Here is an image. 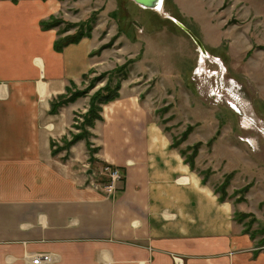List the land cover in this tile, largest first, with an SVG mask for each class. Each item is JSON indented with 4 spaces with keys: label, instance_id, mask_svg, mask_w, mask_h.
I'll return each instance as SVG.
<instances>
[{
    "label": "crops",
    "instance_id": "obj_1",
    "mask_svg": "<svg viewBox=\"0 0 264 264\" xmlns=\"http://www.w3.org/2000/svg\"><path fill=\"white\" fill-rule=\"evenodd\" d=\"M174 1L196 19L186 0ZM225 1L202 5L217 14ZM64 5L0 0V264H32L27 256L37 253L50 254V264H177V256L181 264H264V248L236 222L231 202L202 182L159 123L152 91L132 84L147 46L142 57L133 51L120 96L91 127L94 162L86 140L55 152L90 96L55 111L53 102L68 87L84 88L106 54L86 37L56 49L57 29L42 22ZM105 165L125 173L114 193L100 183Z\"/></svg>",
    "mask_w": 264,
    "mask_h": 264
},
{
    "label": "rangeland",
    "instance_id": "obj_2",
    "mask_svg": "<svg viewBox=\"0 0 264 264\" xmlns=\"http://www.w3.org/2000/svg\"><path fill=\"white\" fill-rule=\"evenodd\" d=\"M64 1L65 10L48 19L58 38L82 32L76 37L93 38L97 50L106 53L103 67L114 65L88 75L84 88L72 92L89 87L81 96L87 97L109 82L122 83L132 65L126 64L121 75L109 72L127 63L133 51L144 56L141 49L147 46L145 64L135 70L139 77L132 84L149 87L155 115L175 147L193 161L204 184L231 202L236 222L264 248V0H226L222 7L215 5L217 14L205 11L202 0H186L185 11L196 19L181 14L174 0H166L164 12L132 0ZM170 16L198 36L205 55ZM86 112L76 115L72 133H85L81 140L91 142L90 151L93 134L84 125ZM66 143L57 147L68 150ZM89 155L94 162V152Z\"/></svg>",
    "mask_w": 264,
    "mask_h": 264
},
{
    "label": "trees",
    "instance_id": "obj_3",
    "mask_svg": "<svg viewBox=\"0 0 264 264\" xmlns=\"http://www.w3.org/2000/svg\"><path fill=\"white\" fill-rule=\"evenodd\" d=\"M14 1H16V0H14ZM165 2H166V0H165ZM50 18H52V16ZM59 22H62V20H59ZM42 26L46 29H49V28H54L55 24H54V22L46 20V21L42 22ZM80 34H82V32H80L79 34H76L75 36L57 38V40L55 42L56 49L62 50L64 47H66L70 44L80 42L84 37V36L76 37ZM87 37H89V36H87ZM96 53H101V52H100V50L99 51L97 50ZM134 61H135V59L131 58V59L127 60V63H125L124 65H121L119 67L117 66L113 71H110L109 73L112 74L114 72L115 74L119 73V75H121V73L123 72V69H126V64H128V67H129V65H131ZM128 73L129 72L127 71L126 74H124V77H123L124 79H126L128 77ZM87 77H88V75H85L84 79H86ZM100 77H102V74L100 76H97L94 80L97 81V80L101 79ZM90 85H91L90 86L91 89L95 87V85H93L92 83ZM121 87H122L121 80L117 82L116 86L112 85L109 82L105 86H103L102 88H99L97 91H95L90 96V104H89V107L87 109L86 116H85V123H84L85 126H88L91 128L94 126V124L97 120L102 119V115H101L102 105L117 99L120 96ZM72 88L73 87H68L67 93L64 95H61L58 100L53 102L52 107H53L54 111L57 110L60 106L68 104L70 102H73L76 99L80 98L81 96H83L84 94H87L89 92L87 90L89 87L85 90H76L75 92H72ZM88 132H89V135H91V132L89 130H88ZM84 136H85V133H83V134H80V133L79 134H73L72 133L71 139L66 140L67 143H66L65 147L67 149H69L70 146L73 145L74 143H76L77 141H79L83 138H87ZM87 145H88V147H91V142L89 140L87 141ZM59 150L60 149L57 147L55 152H58ZM90 151L96 152L97 148L94 147V148L90 149ZM186 161H187V159H186ZM187 162L190 164L191 168L193 169V167H194L193 161L189 160ZM220 199L224 200V197L221 196ZM244 231L247 233H250L249 230H247V229H245ZM251 236H252V238H255L254 234H251ZM262 243H264V241Z\"/></svg>",
    "mask_w": 264,
    "mask_h": 264
},
{
    "label": "built area",
    "instance_id": "obj_4",
    "mask_svg": "<svg viewBox=\"0 0 264 264\" xmlns=\"http://www.w3.org/2000/svg\"><path fill=\"white\" fill-rule=\"evenodd\" d=\"M102 175L103 178L102 181L100 180V183L109 193L116 192L118 185L125 177V173L121 168L111 165H105L103 167ZM27 257L31 258L30 261L32 264H50L52 262L51 255L47 253H37ZM175 260L177 264H181L182 259L180 257H175Z\"/></svg>",
    "mask_w": 264,
    "mask_h": 264
},
{
    "label": "water",
    "instance_id": "obj_5",
    "mask_svg": "<svg viewBox=\"0 0 264 264\" xmlns=\"http://www.w3.org/2000/svg\"><path fill=\"white\" fill-rule=\"evenodd\" d=\"M132 1H134L136 4H138L141 7H145L146 9H154L158 7L161 2H164V0H132ZM181 26L194 38V40L197 42L201 50L203 52H206L202 42L192 33V31L188 29L184 24H182Z\"/></svg>",
    "mask_w": 264,
    "mask_h": 264
},
{
    "label": "bare ground",
    "instance_id": "obj_6",
    "mask_svg": "<svg viewBox=\"0 0 264 264\" xmlns=\"http://www.w3.org/2000/svg\"><path fill=\"white\" fill-rule=\"evenodd\" d=\"M164 4H165V0L164 2H161L160 5L156 8H154V10L158 11V12H164ZM145 8V7H142ZM164 14V13H163ZM172 20H174V22H176L177 25H182L180 21L176 20L175 18H172ZM205 55V54H204ZM207 57V56H206Z\"/></svg>",
    "mask_w": 264,
    "mask_h": 264
},
{
    "label": "flooded vegetation",
    "instance_id": "obj_7",
    "mask_svg": "<svg viewBox=\"0 0 264 264\" xmlns=\"http://www.w3.org/2000/svg\"><path fill=\"white\" fill-rule=\"evenodd\" d=\"M176 23V22H175ZM182 28V27H181ZM184 29V28H183ZM192 31V30H191ZM185 32H187L186 30H185ZM188 33V32H187ZM192 33L194 34V32L192 31ZM189 34V33H188ZM190 35V34H189ZM197 38H198V36L196 35V34H194ZM191 36V35H190ZM192 37V36H191ZM193 38V37H192ZM194 39V38H193ZM199 39V38H198ZM200 40V39H199ZM195 41V40H194ZM201 41V40H200ZM196 42V41H195ZM202 42V41H201ZM196 44H197V42H196ZM203 44V43H202ZM197 46H198V48H199V50H198V52H202V50H201V48L199 47V45L197 44ZM203 53V52H202Z\"/></svg>",
    "mask_w": 264,
    "mask_h": 264
}]
</instances>
